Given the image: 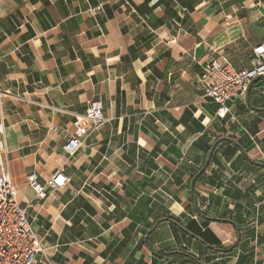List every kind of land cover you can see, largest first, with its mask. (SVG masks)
<instances>
[{"label":"crops","instance_id":"1","mask_svg":"<svg viewBox=\"0 0 264 264\" xmlns=\"http://www.w3.org/2000/svg\"><path fill=\"white\" fill-rule=\"evenodd\" d=\"M263 42L264 0H0L3 157L33 264H264V76L224 118L200 79ZM92 102L106 120L70 156ZM60 168L34 200L27 176Z\"/></svg>","mask_w":264,"mask_h":264},{"label":"built area","instance_id":"2","mask_svg":"<svg viewBox=\"0 0 264 264\" xmlns=\"http://www.w3.org/2000/svg\"><path fill=\"white\" fill-rule=\"evenodd\" d=\"M264 76V42L252 49L247 68H236L229 59L213 61L201 69L205 98L218 108L216 115L224 118L228 113L226 103L246 96L251 83ZM100 102L89 104L85 114L77 117L74 132L63 145V152L72 156L82 145V137L105 122ZM51 130H56L51 126ZM5 125L0 112V264H33L36 257L44 254L41 241L35 236L26 209L17 199V191L6 172L4 152ZM27 184L34 200H43L46 189L58 190L65 186L67 178L58 169L44 184L34 174L27 176Z\"/></svg>","mask_w":264,"mask_h":264},{"label":"rangeland","instance_id":"3","mask_svg":"<svg viewBox=\"0 0 264 264\" xmlns=\"http://www.w3.org/2000/svg\"><path fill=\"white\" fill-rule=\"evenodd\" d=\"M251 54L238 52L234 54V57L230 61L236 68L246 67L250 63Z\"/></svg>","mask_w":264,"mask_h":264},{"label":"trees","instance_id":"4","mask_svg":"<svg viewBox=\"0 0 264 264\" xmlns=\"http://www.w3.org/2000/svg\"><path fill=\"white\" fill-rule=\"evenodd\" d=\"M160 221H163V220H160ZM168 221L173 222V219L172 218H168Z\"/></svg>","mask_w":264,"mask_h":264}]
</instances>
